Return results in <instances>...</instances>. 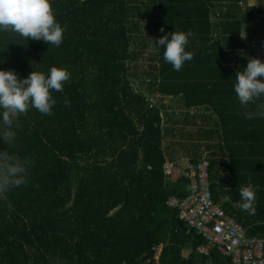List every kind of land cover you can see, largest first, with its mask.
I'll return each mask as SVG.
<instances>
[{
    "label": "trees",
    "instance_id": "trees-1",
    "mask_svg": "<svg viewBox=\"0 0 264 264\" xmlns=\"http://www.w3.org/2000/svg\"><path fill=\"white\" fill-rule=\"evenodd\" d=\"M143 1L50 0L65 29L59 47L0 33V70L19 79L51 67L70 73L62 92L51 91V115L29 107L0 129L14 137L0 141V151L30 162L27 183L0 195V264L228 263L166 205L171 196H187L189 180L165 174L160 111L141 92V58L150 45L156 53L147 60L148 87L214 115L196 130L198 141H219L214 154L221 159H206L214 203L249 235L264 236V96L240 105L232 81L247 63L224 51L239 49L242 33L251 31L253 42L261 24L253 19L264 10L259 4L246 13V0H147L153 26L146 25V40L139 30ZM225 3L231 11L220 10ZM175 30L192 32L186 51L193 59L180 71L155 44ZM139 43L142 50H133ZM217 118L220 128L210 126ZM249 183L254 215L240 207V187Z\"/></svg>",
    "mask_w": 264,
    "mask_h": 264
},
{
    "label": "clouds",
    "instance_id": "clouds-1",
    "mask_svg": "<svg viewBox=\"0 0 264 264\" xmlns=\"http://www.w3.org/2000/svg\"><path fill=\"white\" fill-rule=\"evenodd\" d=\"M6 31L59 47L63 42L65 29L56 20L50 0H0V33ZM163 31L161 28V32ZM191 36V31L175 30L155 43L165 49L163 59L172 65L174 71H180L185 62L193 59L192 53L186 51ZM4 62L0 60V64ZM258 77L262 79H257ZM69 78L67 69L57 67H51L47 75L31 71L24 79H19L14 70H0V129H10L13 122L25 114L29 107L41 114L51 115L56 104L51 91L62 92L63 85ZM232 91L242 107L264 96V62L249 58L247 67L235 73ZM260 107L264 109V105ZM259 114L264 115V111ZM245 115L251 119L254 114ZM13 139L11 132H0V141L10 143ZM29 166V161L0 151V195L26 184ZM240 197L241 209L254 215L253 185L249 183L240 187Z\"/></svg>",
    "mask_w": 264,
    "mask_h": 264
},
{
    "label": "built area",
    "instance_id": "built-area-1",
    "mask_svg": "<svg viewBox=\"0 0 264 264\" xmlns=\"http://www.w3.org/2000/svg\"><path fill=\"white\" fill-rule=\"evenodd\" d=\"M189 180L186 197L171 196L166 201L168 208L176 210L188 230L195 231L209 246L228 260L227 264H264V236H251L248 229L238 223L214 203L211 192L209 162L201 159L191 164L182 174ZM161 246L156 249L158 261ZM200 253L202 250H198ZM189 260L187 256H182ZM195 264H214L210 259Z\"/></svg>",
    "mask_w": 264,
    "mask_h": 264
},
{
    "label": "crops",
    "instance_id": "crops-1",
    "mask_svg": "<svg viewBox=\"0 0 264 264\" xmlns=\"http://www.w3.org/2000/svg\"><path fill=\"white\" fill-rule=\"evenodd\" d=\"M248 7H252V6H248ZM253 7H255V6H253ZM257 7H259V5H257ZM229 11H231V10L227 6L226 12H229ZM246 34L249 37L248 41L241 39L240 43L242 45L239 47V49L227 50V48L224 47V51L229 53L230 56L233 54H239V57H240L239 61L242 62L243 66H244L245 62L248 63L249 58H254V57H256L257 59H260L261 62H264V46H259V43H253V42L249 41V39L252 35L251 31H249V33H242V35H246ZM148 59L149 58H145V61H146L145 63L146 64L149 63L148 67H146V69H144V67L146 66L145 65L144 67H142V70L144 72H140V73H144L146 75L143 78V82L141 83V85L143 84V86H141V92L146 96L148 103L150 105H152L151 107L152 108L156 107L160 111V116H161V125L160 126H161V131H162L161 149L163 151L164 158H165L164 170H165V174L167 176H169L172 181H176L186 171V169L184 170L179 165V161H176V160H178L177 157H175L173 154L175 151L184 148L183 142L180 144L178 141H176L172 147V151L170 152L169 147L165 146V144L163 143V141L166 138V134H169L171 137L181 138L182 133H184V135L187 133V131H188L187 129H192V131H193V129H195L194 131H196L197 128L207 127L206 125L203 124V121L205 120V118H204L205 113H208V116L211 115L212 119H213L214 115L210 114V112H208L205 108H202V107L201 108L187 109L185 107L184 101L181 100L182 98H180L181 96H179V97H167V96H163V95L156 93V91L153 88H149L148 85H149L150 81L147 79H151V77H147V74L151 72L150 71L151 62L147 61ZM137 72H139V71H137ZM144 80H146V82ZM155 96L160 97L161 100L156 101L155 103L153 102L151 104V102H152L151 100ZM150 97H152V98H150ZM196 109L198 110V112L196 111L197 113H195ZM199 113L201 114V117L199 116ZM216 123L218 126H215ZM168 124L170 125V127H168ZM214 124H211L210 126L220 128L218 118L214 121ZM210 126H209V128H210ZM178 128H183V132H179ZM209 128H207V129H209ZM189 138H193L192 133H189ZM195 143H196V145L192 149H189L190 151L187 152V155H184V159L181 160V161H183V160L188 161L184 165L189 166V165L195 163L196 161L201 160L200 158L202 155H206V157H204L202 159H205V158H207V159H213L214 158L216 160L221 159V155H219V154L215 155L214 154L216 152V150H218V146H219L218 140H216L214 138L211 139L210 141L203 139L200 141L196 140ZM208 145H210V149L208 148L209 147ZM225 153H227V151H225ZM188 155H190V156H188ZM230 157L227 154L226 156H224L223 159L225 161H227L228 163H230L231 162ZM200 250H202V249H200ZM190 255H191V251L187 250V251L182 252V256H184V257L187 256L190 258Z\"/></svg>",
    "mask_w": 264,
    "mask_h": 264
},
{
    "label": "rangeland",
    "instance_id": "rangeland-1",
    "mask_svg": "<svg viewBox=\"0 0 264 264\" xmlns=\"http://www.w3.org/2000/svg\"><path fill=\"white\" fill-rule=\"evenodd\" d=\"M246 3V7H245V4ZM260 4V9H263L264 10V0H246V2H243L242 6L244 7V11L246 13H248V8L247 6H255L257 7V5ZM220 6V10L222 12H226V7H227V3L225 4H221ZM140 25H139V30L141 31L140 33H142V35L144 37H146V40L148 38V30L146 29V25L147 26H150L152 27V23H153V19L152 18H149L148 20H146V15H145V9H150L151 7H149L148 5V1L147 0H144L142 2V4H140ZM219 9V8H218ZM262 10H260V14L256 16V18H254L253 20L256 21L255 23H261L259 25H257L258 27H256L255 29H257L258 31L256 32V34L253 36L252 40H253V43H259V46H264V21H263V18L264 16L262 15L261 13ZM137 20V18L135 17L133 21ZM151 32H149L150 34ZM137 35V34H135ZM151 35V34H150ZM248 36L247 34L246 35H241V39H244L245 41H248ZM262 44V45H261ZM141 44L139 43L138 45H134L132 48L133 50H136V51H140L142 50L141 49ZM155 46L153 45H150L148 49H146V51L143 53L142 55V58L141 59H144V58H149L151 57L152 55H154L156 52H155ZM146 65V66H145ZM145 65H143L144 69H146V67H148L149 63H145ZM149 81H152V79H147ZM146 82V80H144ZM150 83V82H149ZM152 98V97H150ZM154 100V101H153ZM161 100L160 97L158 96H155L153 97V99L151 100V104L156 101H159ZM198 110L196 109L195 110V113H197ZM199 116L201 117V114L199 113ZM204 118L208 119L209 121H211L212 119V116H208V113H205L204 114ZM213 120V119H212ZM168 127H170V125L168 124ZM168 129V128H167ZM187 133L184 135V133H182L181 135V138H177V137H171L169 134H166V138L165 140L163 141V143L165 144V146L169 147L170 149V152L172 151V147L173 145L175 144L176 141H178L180 144L183 142V149H180V150H177L175 151L173 154L175 157H177L178 160L176 161H179V165L185 170L186 168H188L187 165H184L186 164L188 161L186 160H183L181 161L182 159H184V155H187V152H189L190 150L189 149H192L195 145H196V131H194L195 129H187ZM197 131L199 130L198 128L196 129ZM178 131L179 132H183V128H178ZM201 131L198 132V134H200ZM189 133H192L193 134V138H189ZM204 154V153H203ZM206 154V153H205ZM190 156V155H188ZM206 157V155H202L200 159ZM207 159V158H205ZM208 160V159H207Z\"/></svg>",
    "mask_w": 264,
    "mask_h": 264
}]
</instances>
